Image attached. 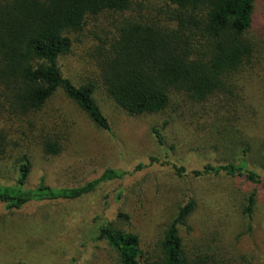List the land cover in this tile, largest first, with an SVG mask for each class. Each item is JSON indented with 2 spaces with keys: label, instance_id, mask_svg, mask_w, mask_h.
<instances>
[{
  "label": "rangeland",
  "instance_id": "374dc122",
  "mask_svg": "<svg viewBox=\"0 0 264 264\" xmlns=\"http://www.w3.org/2000/svg\"><path fill=\"white\" fill-rule=\"evenodd\" d=\"M89 30L91 24L72 36L71 53L60 68L75 85L94 81L93 98L111 135L58 91L39 118L56 130L63 151L51 157L32 148L27 187L40 182L51 188L80 187L107 169L123 178L77 201L30 203L19 210L0 204V264H118L106 242L94 239L96 226L112 223L150 250L190 200L195 211L179 228L185 247L202 246L222 264H264V0L254 2L250 34L259 48L253 69L238 77L236 100L223 96L190 105L173 98L172 110L158 115L129 117L105 95L88 57ZM243 147L258 185L222 175L193 176L205 165L237 163ZM12 166L11 159L0 162V184L14 183ZM253 191L256 203L247 221L241 206Z\"/></svg>",
  "mask_w": 264,
  "mask_h": 264
},
{
  "label": "trees",
  "instance_id": "16d2710c",
  "mask_svg": "<svg viewBox=\"0 0 264 264\" xmlns=\"http://www.w3.org/2000/svg\"><path fill=\"white\" fill-rule=\"evenodd\" d=\"M0 0V162L13 161L14 183L0 184V204L19 210L30 203L77 201L101 184L123 174L105 170L80 187L51 188L40 182L27 187L32 168L30 151L57 157L61 137L39 113L58 92L84 113L94 126L111 135L97 106L92 80L75 85L65 78L60 61L72 50V36L87 31L88 57L96 82L127 116L158 115L172 110V99L203 105L211 99L236 100L241 73L252 70L259 45L250 31L255 0ZM152 13V14H151ZM161 143L158 131H153ZM238 162L205 165L194 177L222 175L252 185L242 148ZM264 162V153H263ZM255 191L241 206L252 219ZM196 205L180 207L162 236L146 250L139 238L112 223L96 226V241H105L118 264H222L202 246L185 247L179 228L185 227ZM119 218L127 217L119 215ZM217 260V261H216Z\"/></svg>",
  "mask_w": 264,
  "mask_h": 264
}]
</instances>
